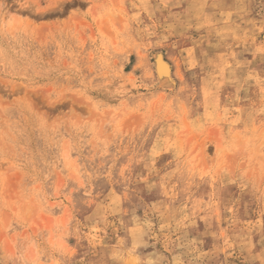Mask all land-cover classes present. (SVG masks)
Wrapping results in <instances>:
<instances>
[{"label": "rangeland", "instance_id": "rangeland-1", "mask_svg": "<svg viewBox=\"0 0 264 264\" xmlns=\"http://www.w3.org/2000/svg\"><path fill=\"white\" fill-rule=\"evenodd\" d=\"M0 264H264V0H0Z\"/></svg>", "mask_w": 264, "mask_h": 264}, {"label": "bare ground", "instance_id": "bare-ground-1", "mask_svg": "<svg viewBox=\"0 0 264 264\" xmlns=\"http://www.w3.org/2000/svg\"><path fill=\"white\" fill-rule=\"evenodd\" d=\"M159 61V60H158ZM167 63V62H166ZM160 68L162 67L161 65L159 66ZM165 74V73H164ZM163 77H165V76H163ZM166 78V77H165ZM169 79V78H168Z\"/></svg>", "mask_w": 264, "mask_h": 264}]
</instances>
